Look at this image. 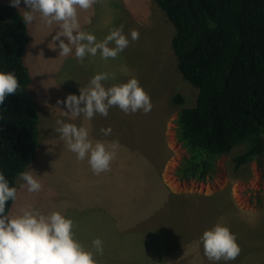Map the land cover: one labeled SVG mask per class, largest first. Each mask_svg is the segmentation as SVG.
<instances>
[{"label": "rangeland", "instance_id": "obj_1", "mask_svg": "<svg viewBox=\"0 0 264 264\" xmlns=\"http://www.w3.org/2000/svg\"><path fill=\"white\" fill-rule=\"evenodd\" d=\"M0 5H11V0H0ZM25 8L21 0L17 9L24 13ZM36 15L37 21L28 24L23 60L31 76L28 95L39 108L40 147L25 171L34 172L42 190L21 188L19 175L12 213L29 206L45 214L60 211L74 221L76 239L89 250L95 251L96 238L103 241L98 264H264V155L236 169L234 157L245 149L240 145L218 159L207 182L175 175L187 154L177 139L176 120L181 109L194 106L198 89L178 68L175 28L157 2L98 0L81 10V30L98 42L121 26L130 41L116 59L104 60L98 52L82 64L74 49L59 57V41L56 48L49 46L58 25L46 27ZM133 29L140 34L137 41L131 40ZM98 73L114 77L103 82L105 87L137 78L151 97V111L125 114L114 106L107 117L96 114L90 121L64 115L67 109L58 101L79 95ZM176 95L185 103H175ZM58 119L88 127L93 142H118L110 170L96 175L87 159L78 161L55 131ZM108 128L111 134L105 136L101 129ZM217 223L237 237L241 252L233 261H210L204 255L201 237Z\"/></svg>", "mask_w": 264, "mask_h": 264}, {"label": "trees", "instance_id": "obj_2", "mask_svg": "<svg viewBox=\"0 0 264 264\" xmlns=\"http://www.w3.org/2000/svg\"><path fill=\"white\" fill-rule=\"evenodd\" d=\"M175 28L172 47L184 79L198 89L181 109L176 135L187 154L182 180L207 182L218 159L244 145L236 169L264 155V0H155ZM23 13L0 5V71L13 72L20 89L0 105V170L16 187L39 151V108L28 95L31 76L23 56L29 26ZM210 23L216 26L210 28ZM175 103H185L181 95ZM13 202L9 201L6 214Z\"/></svg>", "mask_w": 264, "mask_h": 264}, {"label": "clouds", "instance_id": "obj_3", "mask_svg": "<svg viewBox=\"0 0 264 264\" xmlns=\"http://www.w3.org/2000/svg\"><path fill=\"white\" fill-rule=\"evenodd\" d=\"M98 0H24L26 5L22 19L25 24L39 21L46 27L58 25V31L51 45L57 47L59 41V57H68L75 50V57L82 64L85 57H95L99 52L102 59H116L129 45L128 36L123 34V26L113 29L109 35L98 42L95 35L81 30L79 12L87 11ZM21 0H11V6L19 8ZM216 25L210 23L209 27ZM131 40L139 39V32L131 30ZM63 38V39H62ZM114 44V47H110ZM53 48V47H52ZM114 78L109 73L94 75L87 87L80 88V94H70L64 104L67 110L64 115L73 119L81 115L88 121L96 114L107 117L109 109L117 106L125 114H134L140 110L144 114L151 111L153 104L150 95L140 85L137 78L126 83L105 87L104 81ZM20 89L18 77L13 72L0 71V105L7 96L17 93ZM2 118V117H0ZM55 129L68 150L76 154L78 161L87 159L94 174L99 175L110 170V165L117 154L119 143L114 141L93 142L89 136V128L65 123L57 120ZM111 128L101 129L108 136ZM20 179L24 181L20 187L27 188L29 193L42 190V183L33 171H23ZM17 188L10 187L8 179L0 170V264H98L97 254L103 255V241L96 238L89 250L76 239L75 224L71 218L60 211L42 213L30 206L23 211L6 214L8 202L17 201ZM204 255L210 261H233L241 252L237 237L229 227L217 223L206 230L202 237Z\"/></svg>", "mask_w": 264, "mask_h": 264}, {"label": "crops", "instance_id": "obj_4", "mask_svg": "<svg viewBox=\"0 0 264 264\" xmlns=\"http://www.w3.org/2000/svg\"><path fill=\"white\" fill-rule=\"evenodd\" d=\"M210 199H212V198H210ZM14 204V203H13ZM13 207H11L12 208V210H10V212L9 213H12L13 211H14V207H15V204L14 205H12Z\"/></svg>", "mask_w": 264, "mask_h": 264}]
</instances>
